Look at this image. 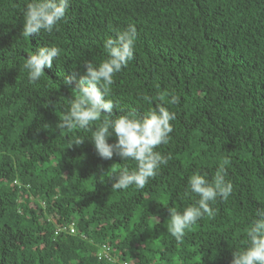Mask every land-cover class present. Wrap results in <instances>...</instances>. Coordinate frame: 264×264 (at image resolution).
I'll return each mask as SVG.
<instances>
[{"label": "trees", "instance_id": "16d2710c", "mask_svg": "<svg viewBox=\"0 0 264 264\" xmlns=\"http://www.w3.org/2000/svg\"><path fill=\"white\" fill-rule=\"evenodd\" d=\"M25 3L0 0V264H231L247 218L264 206V0H70L58 30L30 38ZM128 23L135 55L115 74L113 97L141 115V94L174 90L180 102L167 105L171 141L157 148L172 159L143 189L113 191L107 177L133 162L102 159L89 138L68 147L84 133L56 125L72 97L63 79L75 86ZM47 43L60 57L31 84L23 62ZM224 159L232 194L177 243L168 206L190 203L188 177H211ZM103 244L116 261L99 258Z\"/></svg>", "mask_w": 264, "mask_h": 264}, {"label": "clouds", "instance_id": "9594fccd", "mask_svg": "<svg viewBox=\"0 0 264 264\" xmlns=\"http://www.w3.org/2000/svg\"><path fill=\"white\" fill-rule=\"evenodd\" d=\"M69 7L70 0H26L21 36L30 38L33 34H51L58 30ZM112 31L115 35L104 39L105 58L85 62L86 71L75 86L71 78L63 79V84L71 88L72 97L64 102L63 115L59 116L56 127L61 131L84 133L71 135L68 147L80 146L85 138H89L102 159L110 160L116 155L123 162H133L107 177H115L113 191L127 190L132 186L143 189L172 159L171 153L164 154L157 148L171 141V122L175 113L167 105L179 104L180 96L174 90L157 92L155 96L141 94V99L149 105L143 115L124 108L113 97L112 85L115 74L127 68L129 61L134 59L137 27L128 23L126 27ZM60 54V47L48 43L37 51H28L22 65L28 82L40 81L45 75V67L51 68ZM154 101L157 103L152 107ZM113 135L116 140L109 143ZM227 164V159L219 162L211 177L206 171L192 173L181 196L182 200L191 202L182 208L168 206L170 222L167 231L177 243L183 241L186 230L198 221L217 214L218 209L213 205L218 199L227 201L232 194L233 183L227 179ZM108 172L101 175V181ZM247 221L245 238L235 244L231 264H264V206L257 208Z\"/></svg>", "mask_w": 264, "mask_h": 264}, {"label": "built area", "instance_id": "2783aa9c", "mask_svg": "<svg viewBox=\"0 0 264 264\" xmlns=\"http://www.w3.org/2000/svg\"><path fill=\"white\" fill-rule=\"evenodd\" d=\"M75 230L76 229L73 225L69 227L70 233H75ZM98 256H99V258L107 260V261H111V262L116 261V256L113 252V249L109 245L103 244L100 247V251L98 252ZM124 264H127V263L125 262Z\"/></svg>", "mask_w": 264, "mask_h": 264}]
</instances>
